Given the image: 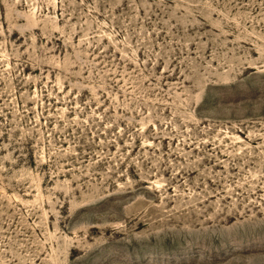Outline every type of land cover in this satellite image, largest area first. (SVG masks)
I'll list each match as a JSON object with an SVG mask.
<instances>
[{
  "label": "rangeland",
  "instance_id": "374dc122",
  "mask_svg": "<svg viewBox=\"0 0 264 264\" xmlns=\"http://www.w3.org/2000/svg\"><path fill=\"white\" fill-rule=\"evenodd\" d=\"M0 264H264V0H0Z\"/></svg>",
  "mask_w": 264,
  "mask_h": 264
}]
</instances>
